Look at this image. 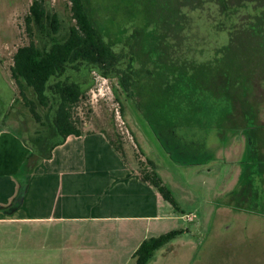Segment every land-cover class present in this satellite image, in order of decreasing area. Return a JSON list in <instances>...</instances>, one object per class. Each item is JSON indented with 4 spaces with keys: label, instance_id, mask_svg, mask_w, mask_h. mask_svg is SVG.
Here are the masks:
<instances>
[{
    "label": "rangeland",
    "instance_id": "1",
    "mask_svg": "<svg viewBox=\"0 0 264 264\" xmlns=\"http://www.w3.org/2000/svg\"><path fill=\"white\" fill-rule=\"evenodd\" d=\"M169 1L172 0H126L125 4L133 13L135 10L136 16L127 21L129 34L133 23H146V17L140 13L144 6L147 9L151 4L160 10ZM32 2L0 0V121L5 117L7 123L9 120L17 122L19 133L30 147L35 145L27 137L34 135L41 126L22 101L14 102L18 91L10 67L16 49L30 41L25 16ZM45 4L49 11L58 13L61 19L58 36L63 37L72 23L70 0H45ZM186 11L190 16L185 35L188 39L181 42L183 53H178V63L182 67L186 65V59L196 56L194 53L199 58L213 56L215 48L226 43L231 32V36L236 32V28L215 27L212 18L203 13L185 7ZM150 28L157 30L151 41L158 45L159 41L162 42V35L154 22ZM38 35L33 36L36 41H39ZM247 36L251 35L238 33L241 39ZM158 53L155 51L149 58L155 59ZM133 56L140 66L143 56ZM134 64L137 66L136 62ZM156 65L158 73L165 67L161 61ZM150 68L151 65L147 64L146 69ZM255 74L264 78V68H257ZM58 79L78 81L87 87L86 97L73 110L77 125L83 131L99 130L105 135L120 137L125 157L133 167L144 166L151 170L147 158L151 159L181 209V212L175 211L179 216V227H174L184 231L158 249L148 264H264V164L258 154L255 156L257 163L247 170L249 180L245 182L251 181L252 193L241 197L242 176L247 168L245 161H248L242 153V146L245 140L247 142L246 133L253 135V129L252 133L250 130L246 133L235 130L226 120L224 110H206L204 99L193 97V101L186 95L169 94L173 110L162 114L159 110H148L144 104L137 110L134 103L139 100L147 102L152 95L150 91L146 90L143 96L135 93L129 99L117 76L104 75L96 68H89L85 62L77 67L69 66L50 83ZM161 81L160 88L165 84ZM170 81H175L171 74ZM176 89L179 91L180 88L176 85ZM261 94L264 96V88L256 86L250 95L257 98ZM154 96L156 102L164 101L160 91ZM117 98L124 104V114ZM236 105L241 104L237 101ZM45 110L41 109V113ZM56 138L58 136L51 141ZM252 140L251 143L255 144L254 138ZM175 209L169 201H161L163 215L170 211L174 213Z\"/></svg>",
    "mask_w": 264,
    "mask_h": 264
},
{
    "label": "trees",
    "instance_id": "2",
    "mask_svg": "<svg viewBox=\"0 0 264 264\" xmlns=\"http://www.w3.org/2000/svg\"><path fill=\"white\" fill-rule=\"evenodd\" d=\"M125 1L70 0L72 23L66 34L59 37L61 19L58 13L49 11L45 0H33L25 16L30 41L16 49L10 67L11 77L19 96L18 98L16 96L14 102L22 101L41 126L34 135L27 137L28 141L35 145H31L32 152L28 160L33 157L34 162H38L43 158H50L54 148L63 143L69 135L83 133L82 128L77 125L73 110L80 100L86 97L87 87L78 81L62 79L54 83L50 81L53 77L61 75L69 66L77 67L79 63L84 62L89 68H96L104 75L117 76L129 99L134 97L135 93L143 96L150 91L152 95L147 102L139 100L134 103L136 109H141L143 107L141 105L144 104L148 110L153 112L159 110L162 114L167 110H173L169 94L186 95L193 101V97H198L204 99L206 110L216 112L224 110L226 120L230 121L235 130L241 123L244 127L247 125L246 128L255 130L257 124L251 113L257 106L259 109L262 103H252L250 94L253 88L246 87L244 83L246 79L251 78L250 72L255 73L247 68L251 61L255 63L256 68H264V44L258 43L254 46L252 36L245 37L236 47L231 44L216 47L213 56L205 58L202 52L204 56L199 58V55L194 53L196 56L186 59L184 67L178 63V54L175 57V52L183 53L181 42L184 38L188 39L185 35L190 16L188 11L185 12V7L211 17L215 27L226 29L231 28L228 17L245 8L249 0H172L160 10L150 4L147 9L144 6L140 12L146 17V23L141 25L133 23L130 34L127 21L133 20L136 16L135 10L133 13ZM256 1L259 12L257 31L258 35L264 38V0ZM152 22L156 24L163 38L158 45L151 41L157 31L150 28ZM170 32L178 36V45L174 44L166 53L161 50H164L163 47H170L166 44L165 38ZM34 34H39V41L35 40ZM155 51L160 53L155 54V59H150V54ZM134 54L143 56L140 66ZM160 61L165 63V67L158 73L156 63ZM147 64L151 65L150 70L146 69ZM170 74L175 81H170ZM159 81L165 83L161 88ZM176 85L180 88L179 91ZM157 91L163 94L164 101H155L154 93ZM223 92H226V95L236 94L238 98L234 100L223 98ZM117 99L124 114V104ZM237 101L240 106L236 105ZM41 109H46L45 113L42 114ZM235 111L241 113L239 119H236ZM251 120L254 121L253 125H249ZM54 136L58 138L53 142L51 140ZM106 136L125 158L124 144L120 137ZM136 140L140 147L137 135ZM147 163L151 170L148 167H139L137 168L139 176L156 187L174 208L179 209L171 190L157 172L154 162L147 158ZM183 231L175 229L144 239L133 254L135 264H148L158 249Z\"/></svg>",
    "mask_w": 264,
    "mask_h": 264
},
{
    "label": "crops",
    "instance_id": "3",
    "mask_svg": "<svg viewBox=\"0 0 264 264\" xmlns=\"http://www.w3.org/2000/svg\"><path fill=\"white\" fill-rule=\"evenodd\" d=\"M16 123L0 121V264H135L144 239L179 227L181 209L163 215L162 194L103 132L34 162Z\"/></svg>",
    "mask_w": 264,
    "mask_h": 264
},
{
    "label": "flooded vegetation",
    "instance_id": "4",
    "mask_svg": "<svg viewBox=\"0 0 264 264\" xmlns=\"http://www.w3.org/2000/svg\"><path fill=\"white\" fill-rule=\"evenodd\" d=\"M237 11L238 13L236 15H233V16L230 15L228 17L230 19L231 28H236V32L234 33L233 36H231V34L233 33L231 32L230 36L228 37L227 42L219 44L218 46H227L230 44L234 45L235 47L238 46L240 44L239 41L241 40V38L238 37L239 32L249 33L253 38L254 46L258 43H261L263 45L264 38H262L261 35L259 36L258 31H257L256 22H257V16L259 15L257 1L249 0L247 1V6L245 8H243L242 10L241 9L237 10ZM261 27L263 28V26ZM253 32H255V34ZM165 38H166V44L170 47L168 48L163 47L164 50H161L162 48L160 50L166 51L167 53L168 50H171V46H173L174 44L178 45V36L174 32H170L169 34L165 36ZM177 54L178 53L175 52V57ZM254 66H255V63L252 62L247 68H250L251 70L256 72L257 68L256 66L255 67ZM247 68H244V69L247 70ZM250 74H251V78L246 79L244 83L246 87L250 86L254 88L256 86H261L262 88H264V78L257 77L255 73L252 74L250 72ZM131 98H133V96ZM223 98L234 100L238 98V96H236V94L226 95V92H223ZM250 99L252 103L257 102L258 104L262 103V105H260L259 109L257 106L256 109L253 110V112L251 113L252 119H255V122L257 124L255 127V130L253 131L254 132L253 135L245 132L247 130H250L251 132V129L246 128L247 125L244 127L243 124L241 123L240 125L237 126L238 128L237 131L240 130V132H243V133L245 132L247 134V142L245 140V143L242 146V150H243L242 153L244 156H246V159L248 161H245L247 164V168L245 169V172L243 173V176H242L243 188L241 189V194L243 195L241 197H244L252 193L251 192L252 188H250V186L252 185L251 181H249V183H245V182L249 180V178L247 177L248 168L254 165L255 163H257V159L255 157L257 154H258V157L262 160L261 164H264V96L263 94H261V96L259 95L256 98L254 97V95H250ZM137 110H140V109H137ZM235 113H236L235 115L236 119H239L241 117V113H238L237 111H235ZM251 124L252 125L254 124L253 120L249 121V125ZM252 138H254L255 144L251 143V141H253ZM254 147H255V150H254Z\"/></svg>",
    "mask_w": 264,
    "mask_h": 264
}]
</instances>
